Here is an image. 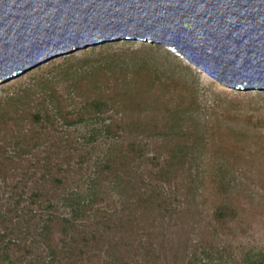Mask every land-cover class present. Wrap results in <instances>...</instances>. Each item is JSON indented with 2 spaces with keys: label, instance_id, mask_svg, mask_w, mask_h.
Returning a JSON list of instances; mask_svg holds the SVG:
<instances>
[{
  "label": "trees",
  "instance_id": "obj_1",
  "mask_svg": "<svg viewBox=\"0 0 264 264\" xmlns=\"http://www.w3.org/2000/svg\"><path fill=\"white\" fill-rule=\"evenodd\" d=\"M132 62L72 75L68 97L80 103L70 112L55 90H34L40 105L51 103L36 111L31 92L0 102V264H264V246H232L247 234L239 201L252 205L259 195L249 192L244 168L264 162V118L230 103L200 129L190 115L194 85L144 56ZM59 125L85 126L86 145L107 143L85 177L76 178L87 155L73 161L84 144L56 138ZM178 179L187 183L190 210L182 212L198 225L210 219L202 236L184 238L171 255L152 227L153 218L181 211L162 187Z\"/></svg>",
  "mask_w": 264,
  "mask_h": 264
},
{
  "label": "water",
  "instance_id": "obj_2",
  "mask_svg": "<svg viewBox=\"0 0 264 264\" xmlns=\"http://www.w3.org/2000/svg\"><path fill=\"white\" fill-rule=\"evenodd\" d=\"M122 41L164 46L230 92L264 96V0H0L5 82Z\"/></svg>",
  "mask_w": 264,
  "mask_h": 264
},
{
  "label": "rangeland",
  "instance_id": "obj_3",
  "mask_svg": "<svg viewBox=\"0 0 264 264\" xmlns=\"http://www.w3.org/2000/svg\"><path fill=\"white\" fill-rule=\"evenodd\" d=\"M147 46L148 49L144 48L140 42L122 41V44H97L89 46L86 49L75 48L74 52L55 58L49 66L39 67L26 75H17L18 78L14 76L12 77V81L9 82H5L4 78H1L0 102H6L10 97L19 98L22 95L24 96L25 93L31 92L32 96L28 105L32 104L30 109L36 111L37 108L47 107V105H50L51 103L47 101V104L45 103L44 106L42 104L40 105L39 100L43 97H40V93L35 94L34 90L36 88L39 90L42 89L46 92H52L55 90L58 92V96L61 97L60 100L62 102V107L66 112H70L73 107H78V103H80L78 99L73 101L68 97L74 81V77H71L72 75L76 77V73H81L84 69L94 68L100 64L107 66L111 63H118L121 66L127 64L130 65L133 63L132 59L135 56H144L148 59V62H150L152 67L158 68L164 73L175 70L176 77L194 85L196 88L198 104L194 107V110L191 111L190 115L193 120L198 122L200 129L203 128V123L208 116L212 115L211 113L216 112L217 116L224 115L226 113V108L230 103L241 110L245 111L246 109L250 114H254L255 118L258 120L264 118V96L259 95L256 91L250 94H245L243 89H239V92H230L224 86L213 83L205 73L198 70L194 65L185 61L168 48L161 45H155L153 48V44L151 43H147ZM129 71L132 72L133 70L129 69ZM76 79L78 80V77ZM82 84H80L83 86L81 91H85L86 88L84 86L87 84V81ZM67 99L69 101H67ZM214 106H216V111H213ZM29 107L30 106H28V108ZM191 122H193L191 119L187 121L184 125L185 128H187ZM87 131L88 129L85 128V126L78 125L67 127L59 125L56 128V132H54V136L58 139H60V137L63 140L64 138H68L67 140H71L74 143L84 144V146L78 145L81 149L79 152L73 151L75 154L73 161L77 166L80 161L78 154L87 155L84 158L86 163L82 169H77V172L79 173L77 174V179L81 178V176L85 177L90 165L92 167L95 160L99 157H103L107 152V143L103 138L98 139L94 145L93 143H91L92 145L85 144L84 137H88ZM127 138L129 137L127 136ZM161 141L160 138L154 140L157 144H160ZM154 147L155 143L152 144L151 148ZM153 154L154 153H151L150 157L153 156ZM147 168H151V166L148 165ZM91 169L94 171L95 168ZM142 169L144 172V179H146L147 182L149 181L147 174L149 169ZM244 169L248 175L247 179L244 178V182L249 184V192L250 190H256L259 195L257 196V201H254V204L252 203V205L249 204V200L246 199L247 197L242 198L241 201H239L245 210L241 226L247 230V234L246 236H240L233 241L232 246L237 250H239V246H254L258 248L264 246V162L259 160L255 165L251 166L249 164V166H246ZM186 184L187 183L182 184L181 179H178L172 183L170 187L166 185L162 186L165 193L169 195L171 199H175V205L177 206L180 204L178 206H180L179 210L181 211H178L177 209L174 214L169 216L166 215L165 218H153L152 228L157 235L155 237V242H162L167 248L171 247L172 250L169 248V253L171 255L176 248H178L179 242L184 238L202 236L203 231L201 230H204L206 220L210 219H204V221L201 222L202 225H198L194 218L184 213L187 212V210H190L188 207L189 205H186L184 202ZM214 200L213 197H210L207 204L204 205L205 208L209 210L212 209ZM258 200L261 202L263 201V203L260 205ZM182 210H184V212H182ZM144 226L145 225H143V227ZM201 238L210 239V237L206 235ZM169 259H171V257Z\"/></svg>",
  "mask_w": 264,
  "mask_h": 264
}]
</instances>
